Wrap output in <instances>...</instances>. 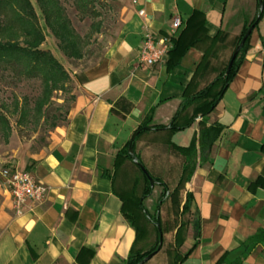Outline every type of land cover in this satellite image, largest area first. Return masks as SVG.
<instances>
[{
	"label": "crops",
	"instance_id": "obj_1",
	"mask_svg": "<svg viewBox=\"0 0 264 264\" xmlns=\"http://www.w3.org/2000/svg\"><path fill=\"white\" fill-rule=\"evenodd\" d=\"M193 10L204 13L207 37L217 40L210 63L201 64L208 40L170 69L166 56L142 65L144 35L171 46ZM261 11L237 73L204 118L206 126H220V136L207 156L194 159L187 181L179 184L183 158L164 143L163 131L141 135L134 151L170 188L159 209L161 246L145 264L173 251L187 193L190 218L178 252L195 246L178 264H264V0H131L100 56L74 72L75 99L47 146L11 165L43 183L45 198L17 212L0 180V264H125L140 246L122 212L135 180L127 162L114 168L115 154L150 108L156 106L152 124H168L183 95L203 88L228 62L244 22ZM176 18L181 26L171 35ZM199 121L171 141L197 150Z\"/></svg>",
	"mask_w": 264,
	"mask_h": 264
},
{
	"label": "trees",
	"instance_id": "obj_2",
	"mask_svg": "<svg viewBox=\"0 0 264 264\" xmlns=\"http://www.w3.org/2000/svg\"><path fill=\"white\" fill-rule=\"evenodd\" d=\"M37 2L40 4V12L46 27L57 40L58 47L65 57L70 60L82 59L84 57L83 49L86 41L84 38L78 36L71 27L59 0H37ZM93 2L94 0H75V6L81 13L87 16L89 15L88 8ZM262 13V11L258 12L252 21L244 22L242 30L234 43V50L239 45L247 30L251 26L253 27L252 30L257 26ZM204 24V13L199 10H193L185 21L183 28L178 34L173 36L170 41L171 46L166 54L167 69L178 65L183 55L190 47L197 46L209 40ZM93 27L95 31H98L100 22L98 21L93 24ZM249 36L250 34L238 51L227 74L225 72L231 57L218 74H216L203 88L193 94L183 95V100L179 108L168 124H152V117L156 106L150 108L144 120L131 137L133 138V152L128 150L129 140L125 147L115 154V169L118 170L124 163L129 162L138 169L141 175V179L135 182L134 189L127 194L126 197H123V215L127 222L134 228L137 242H140L147 235L146 225H150L155 230V242L157 244L156 247L147 252H141L139 248L133 247L125 264H140L149 254L157 253L156 250L158 249L159 240L162 237L159 209L164 198L170 191V188L160 178L152 175L142 164L140 157L134 151L136 140L148 131H163L166 135L164 143L168 145L174 153L183 158V170L179 184L183 182L184 176V182L187 181L188 177L192 174L194 159H196L197 156L200 158L207 156L210 147L220 136V126L218 124L206 126L204 118L215 108L222 93L237 73L244 59ZM44 40V33L37 24L36 13L30 0H0V72H7L12 76H18L20 78L40 80L42 92L32 108L33 113L37 116L43 115V109L51 102L52 94L56 91H66L65 87L70 81L62 65L51 53L41 49ZM216 41V38L209 40V45L207 50L204 51L201 64L208 65L210 63L212 48L216 45ZM13 110V112L18 114L17 125H24L29 111L17 103H14ZM199 118L200 130L197 150L189 149L186 146H179L171 141V137L175 132L188 128ZM47 119L48 118L45 117L44 122ZM10 134L11 126L8 118L0 111V135L7 140ZM139 164L145 168L151 181L141 172L138 167ZM156 186L160 187L161 192L150 212L145 208L143 201L152 194ZM138 187H140V189H138ZM178 187L179 186H177V188ZM138 190L141 192L139 195L136 193ZM191 200V194L187 193L181 214L189 212ZM184 226L185 224L180 223L175 234L173 247V251L176 253L175 264L183 261L195 246V244H193L183 255L178 252L184 242Z\"/></svg>",
	"mask_w": 264,
	"mask_h": 264
},
{
	"label": "rangeland",
	"instance_id": "obj_3",
	"mask_svg": "<svg viewBox=\"0 0 264 264\" xmlns=\"http://www.w3.org/2000/svg\"><path fill=\"white\" fill-rule=\"evenodd\" d=\"M130 1L94 0L88 8L89 15L85 16L76 8L75 0H59L71 27L78 36L86 41L83 49L84 57L80 60H70L62 53L57 40L46 27L40 12V4L37 0H30L36 13L37 24L44 33L45 40L41 49L51 53L62 65L70 81L65 87L66 91H56L52 94V100L49 105L44 107L43 115L37 116L33 113L32 108L42 92L40 80L25 79L12 76L7 72H0V111L7 116L11 126V134L7 140L0 135V171L4 168H10L14 164L13 162L22 161L28 156L39 153L47 146L50 133L65 121L69 107L75 99L74 90L78 73L75 76L74 72H78L79 69L87 65L89 59L100 56L106 43L114 37L120 24L121 13ZM98 21L100 28L95 31L93 24ZM14 103L29 111L25 124L22 126L17 125L18 114L13 112ZM45 117L48 119L44 122ZM127 163L129 164V175L134 178L135 182L140 180L141 175L138 169L131 163ZM153 190L155 191H152V194L143 201L145 208L150 212L160 195L161 189L156 187ZM136 193L139 195L141 192L138 190ZM189 218L187 213H183L180 221L186 225ZM146 230L147 235L140 241L138 247L141 252H147L157 246L155 230L150 225H146ZM175 259V251L167 250L165 253L160 252L155 262L158 264H164V262L175 264Z\"/></svg>",
	"mask_w": 264,
	"mask_h": 264
},
{
	"label": "built area",
	"instance_id": "obj_4",
	"mask_svg": "<svg viewBox=\"0 0 264 264\" xmlns=\"http://www.w3.org/2000/svg\"><path fill=\"white\" fill-rule=\"evenodd\" d=\"M143 15V12L139 13ZM181 26V20L176 18L170 26V34H174ZM169 42L158 40L152 34L146 33L139 50V61L144 66H153L162 62L169 49ZM0 180L4 182L11 201L17 212L28 201L41 202L47 193V187L34 179L27 171L17 168H4L0 171Z\"/></svg>",
	"mask_w": 264,
	"mask_h": 264
},
{
	"label": "water",
	"instance_id": "obj_5",
	"mask_svg": "<svg viewBox=\"0 0 264 264\" xmlns=\"http://www.w3.org/2000/svg\"><path fill=\"white\" fill-rule=\"evenodd\" d=\"M252 26L247 30V32L245 33V35L242 37V39H241V41H240V43H239V45L237 46V48L234 50V52H233V54H232V56H231V58H230V61H229V63H228V66H227V69H226V74L229 72V70H230V68H231V65H232V62L234 61V59H235V57H236V55H237V53H238V51L240 50V48L242 47V45L244 44V42H245V40H246V38H247V36L250 34V32L252 31ZM132 141H133V138H131L130 139V142H129V144H128V150L130 151V152H133L132 151ZM138 167H139V169L141 170V172L148 178V180H150L151 181V178L149 177V175H148V173H147V171L145 170V168L141 165V164H139L138 165ZM160 246H161V239L159 240V245H158V249L156 250V252L159 250V248H160ZM154 254L155 253H151V254H149L140 264H143V263H145L146 261H148L150 258H152L153 256H154Z\"/></svg>",
	"mask_w": 264,
	"mask_h": 264
}]
</instances>
